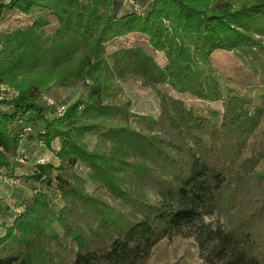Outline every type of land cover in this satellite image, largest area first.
<instances>
[{"label": "trees", "instance_id": "trees-1", "mask_svg": "<svg viewBox=\"0 0 264 264\" xmlns=\"http://www.w3.org/2000/svg\"><path fill=\"white\" fill-rule=\"evenodd\" d=\"M124 2L0 0V19L43 10L0 39V86L15 91L0 97V179L39 185L0 235V264H147L178 235L193 239L202 264H264V0H151L143 14L120 13ZM132 33L166 64L143 45L108 51ZM216 50L260 84L242 92L223 82ZM73 79L90 80L85 95L48 116L39 98ZM132 80L157 92V117L121 98L119 82ZM159 84L222 109H195ZM29 128L59 163L40 157L19 177L12 164L27 159L16 148Z\"/></svg>", "mask_w": 264, "mask_h": 264}, {"label": "rangeland", "instance_id": "rangeland-1", "mask_svg": "<svg viewBox=\"0 0 264 264\" xmlns=\"http://www.w3.org/2000/svg\"><path fill=\"white\" fill-rule=\"evenodd\" d=\"M151 1V0H150ZM148 0H129L124 2V8L127 10H136L139 13H144V9ZM123 11V12H124ZM122 12V13H123ZM43 14V10L36 9L29 14L22 13L17 10L9 11L7 14L0 19V39L3 38L5 33L30 26L33 21L40 15ZM50 24L44 28V31L48 34L54 33L57 27V20L54 15L50 14ZM2 42H0V51L2 49ZM143 45L147 51L151 52L156 61L160 65H165L167 58L163 51L154 49L151 44L148 43V38L144 34L132 33L126 37L119 38L108 44V51L111 52L119 46H133ZM212 65L216 73L219 75L221 80L229 85L236 87L239 91L245 92L249 88L260 84L259 78L255 76L242 62L235 56L233 52L225 50H216L212 55ZM90 80L73 79L67 83L54 84L51 90L42 94L39 98V102L45 108L48 116L53 117L58 114V107L64 104L69 105L79 97H83L87 91L86 85ZM120 85V96L123 100L131 101V109L138 114H146L157 117L160 112V97L157 92L150 86L144 85L140 81H127L119 82ZM8 85L2 84L0 86V97L10 93H15L14 89L7 87ZM160 89L169 95L176 98L183 99L188 106L195 109H203L207 111L211 108L222 109L221 102H208L201 98H198L189 93H180L165 84H159ZM21 126L23 123L18 122ZM15 129V124L12 125ZM30 131V130H28ZM23 136L32 137L35 144L34 150L41 149L40 151L47 152V146L45 145L44 139H40L38 133L35 130H31L30 133ZM95 137H89V141H93ZM33 141V142H34ZM40 151L38 153H40ZM26 160L24 159L25 163ZM260 170H264V159L258 166ZM2 181V180H0ZM93 183H89V189H92ZM39 188L36 184L33 188ZM32 188V193L33 192ZM55 191V190H53ZM54 196V194H53ZM59 198V197H58ZM57 196H54V201L58 204L61 203ZM19 210V207L16 211ZM211 219H219L223 221V218L219 216L210 217ZM208 218V219H210ZM1 223V222H0ZM6 252H9L7 250ZM187 263V264H202V260L198 256L197 248L194 245L192 238H187L182 235L172 236L161 240L153 249L151 257L148 259L147 264H172V263Z\"/></svg>", "mask_w": 264, "mask_h": 264}, {"label": "crops", "instance_id": "crops-1", "mask_svg": "<svg viewBox=\"0 0 264 264\" xmlns=\"http://www.w3.org/2000/svg\"><path fill=\"white\" fill-rule=\"evenodd\" d=\"M115 1H118L119 3L120 0ZM149 3L150 0L146 3L145 8L149 5ZM123 6V4L120 5V13L126 10ZM145 8L143 7V9ZM15 127V129H20L21 125L19 123H15ZM33 141L34 139L29 136L22 138L16 148L17 151L23 150L27 158L25 163L13 162L12 164L14 173L19 177L33 173L35 163L40 157H46L54 164L59 163L55 152L51 151L49 148H47V152H41V149L35 151L33 146L36 141ZM53 147L54 149H58L60 147L59 140L54 141ZM39 151L40 153H38ZM32 197V184L25 182L24 179L19 184H11L3 180L0 181V222L3 224V226L0 227V235H3L6 232V226L12 223L15 216V210L19 207V205L23 202H27Z\"/></svg>", "mask_w": 264, "mask_h": 264}, {"label": "built area", "instance_id": "built-area-1", "mask_svg": "<svg viewBox=\"0 0 264 264\" xmlns=\"http://www.w3.org/2000/svg\"><path fill=\"white\" fill-rule=\"evenodd\" d=\"M126 1H129V0H125V2ZM65 108H66L65 105L59 106L58 110H57L58 113L61 114L62 112H64ZM28 130H31V128H29ZM16 160L19 162H24V156L23 155H17ZM40 162L44 163L45 159H41ZM7 181L11 184H19L20 183V180L18 178H15V177H12V178L8 179Z\"/></svg>", "mask_w": 264, "mask_h": 264}]
</instances>
